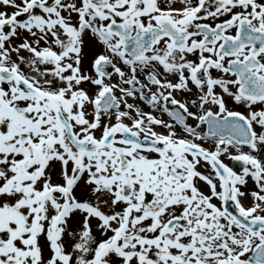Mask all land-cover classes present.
Here are the masks:
<instances>
[{"label":"snow or ice","instance_id":"snow-or-ice-1","mask_svg":"<svg viewBox=\"0 0 264 264\" xmlns=\"http://www.w3.org/2000/svg\"><path fill=\"white\" fill-rule=\"evenodd\" d=\"M0 264H264V0H0Z\"/></svg>","mask_w":264,"mask_h":264}]
</instances>
